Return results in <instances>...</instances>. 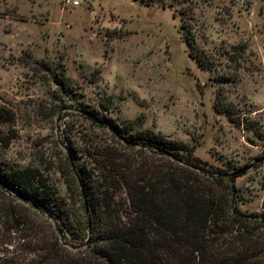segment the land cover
Wrapping results in <instances>:
<instances>
[{"label":"rangeland","instance_id":"rangeland-1","mask_svg":"<svg viewBox=\"0 0 264 264\" xmlns=\"http://www.w3.org/2000/svg\"><path fill=\"white\" fill-rule=\"evenodd\" d=\"M185 8L191 17L180 28L177 6L0 0V157L36 167L78 215L74 166L89 168L85 146L109 139L73 109L82 106L179 140L211 168L249 165L232 179L234 202L244 213H264V0H191ZM186 30L212 58L213 73L187 56ZM236 45L245 50L231 62ZM31 60L59 63L68 92ZM232 74L234 82L221 86L224 100L258 135L212 108V78Z\"/></svg>","mask_w":264,"mask_h":264},{"label":"trees","instance_id":"trees-1","mask_svg":"<svg viewBox=\"0 0 264 264\" xmlns=\"http://www.w3.org/2000/svg\"><path fill=\"white\" fill-rule=\"evenodd\" d=\"M135 1L177 6L180 28L191 17L189 8L183 9L191 0ZM183 39L187 56L213 73L212 58L195 45L189 30ZM231 50L228 59L235 62L245 49ZM31 61L68 92L59 63ZM212 79L213 110L258 135L259 128L236 120L224 100L221 86L233 83L234 74ZM79 107L73 109L90 111ZM103 120L112 131L89 122L108 130V142L89 141L84 152L91 166H74L82 188L75 190L78 215L36 167L0 157V264H264V213L238 209L232 177L207 166L179 140L137 122Z\"/></svg>","mask_w":264,"mask_h":264},{"label":"water","instance_id":"water-1","mask_svg":"<svg viewBox=\"0 0 264 264\" xmlns=\"http://www.w3.org/2000/svg\"><path fill=\"white\" fill-rule=\"evenodd\" d=\"M83 115H85L89 120L93 121L95 124H98V125H103V126H106V128L109 130V131H112V129L108 126V123L101 119V118H98L97 116H95L92 112L90 111H84L83 112ZM122 142H125L123 139H121ZM250 166H244L238 170H235V171H232V172H226L224 173L223 175L226 176V177H232L234 178V176L240 174L241 172L245 171L247 168H249ZM74 175L76 177V174L74 172ZM77 178V177H76ZM77 183H78V187L80 189V191L82 192V188H81V184L79 182V180L77 179ZM82 194V193H81ZM81 198L83 199V194L81 195ZM84 213L86 214L87 216V207L86 205L84 204ZM57 233H58V236H59V239L61 240L62 239V235L59 231V229H57Z\"/></svg>","mask_w":264,"mask_h":264},{"label":"built area","instance_id":"built-area-1","mask_svg":"<svg viewBox=\"0 0 264 264\" xmlns=\"http://www.w3.org/2000/svg\"><path fill=\"white\" fill-rule=\"evenodd\" d=\"M72 4H73V5L77 4V1H72Z\"/></svg>","mask_w":264,"mask_h":264}]
</instances>
